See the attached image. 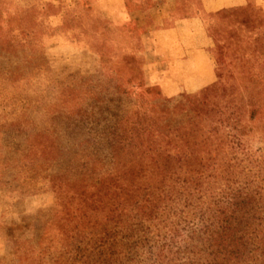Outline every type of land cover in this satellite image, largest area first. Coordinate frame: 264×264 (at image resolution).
<instances>
[{"label": "rangeland", "instance_id": "rangeland-1", "mask_svg": "<svg viewBox=\"0 0 264 264\" xmlns=\"http://www.w3.org/2000/svg\"><path fill=\"white\" fill-rule=\"evenodd\" d=\"M240 2L0 0V264H264V5ZM137 152L174 177L99 205Z\"/></svg>", "mask_w": 264, "mask_h": 264}, {"label": "trees", "instance_id": "trees-1", "mask_svg": "<svg viewBox=\"0 0 264 264\" xmlns=\"http://www.w3.org/2000/svg\"><path fill=\"white\" fill-rule=\"evenodd\" d=\"M144 142V141H142ZM132 157H136L137 159H133V163L131 165H134L133 167V170L132 171H135V174L132 173V171L130 170H119V173H118V176L117 177H114V178H108L107 181L103 184H100V186H104L103 189H105L106 193L105 195L101 196L100 194L103 192L102 190H100L97 195H96V202L100 203L99 205H105L109 203V201L111 202L112 199L111 198H108L107 196L109 195H114V193L112 192V189H113V184H116V183H120V187L123 189L124 186H125V178L128 174H133V175H136L137 178H140V174L141 173H145L147 172L148 174V177L151 178V176H154V177H159L161 175H163L165 178H169L171 179L172 177H174L173 175L171 176L170 174V171L166 168V166L164 168L160 167L159 166V162H153L152 160L150 161V163L147 165V162H146V165H144V161L147 157V154L145 152H137L136 154H132ZM155 157V156H154ZM153 158V156H152ZM153 163V167H150ZM157 166V168H156ZM159 171L161 173L159 174H155V171ZM150 174V176H149ZM147 177V178H148ZM161 183L157 184V185H160ZM163 186V185H162ZM158 188H161V187H158ZM163 190V189H162ZM197 191V189H196ZM164 192V191H163ZM163 192L161 191V196L163 195ZM108 200V202H105V200ZM100 207V206H99ZM228 228L227 227H224L222 228V230H220L219 232H216V235H222L221 237H228ZM208 235H209V232H208ZM210 235H214V234H210ZM226 255L228 256H231V252H227ZM221 254L219 252H217L216 254H211V258L209 262H207V264H221L222 261H225L224 259H226V257H220ZM221 258L223 260H220L221 262H219L217 259L218 258ZM230 261V260H229ZM228 261V262H229ZM223 264V263H222ZM235 264V263H234Z\"/></svg>", "mask_w": 264, "mask_h": 264}, {"label": "crops", "instance_id": "crops-1", "mask_svg": "<svg viewBox=\"0 0 264 264\" xmlns=\"http://www.w3.org/2000/svg\"><path fill=\"white\" fill-rule=\"evenodd\" d=\"M257 1H258V4L260 3L264 5V0H257ZM246 2L247 0H241L239 4L243 5ZM182 30H183L184 38H185L184 42H186L187 45L181 42L182 40H180L181 39L180 37H179L180 38L179 43L185 46L184 50H186L187 52L191 51V52H198V53L201 51V54L205 56L206 51L208 50V46L210 45V42H209L210 38L207 34V30L204 24L200 22L199 20L194 19L186 23V26ZM199 41H201V44H197V42ZM207 59L210 60V58H207ZM207 73H208L209 79H207L206 81H197L196 79H194L190 82V85L188 86L187 90L189 92H193L200 88L209 87L213 85L218 79L215 68H211V70L209 69ZM183 92H186V91L184 90Z\"/></svg>", "mask_w": 264, "mask_h": 264}]
</instances>
